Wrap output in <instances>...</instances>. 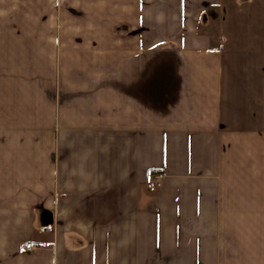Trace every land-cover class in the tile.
I'll use <instances>...</instances> for the list:
<instances>
[{"label":"crops","instance_id":"crops-1","mask_svg":"<svg viewBox=\"0 0 264 264\" xmlns=\"http://www.w3.org/2000/svg\"><path fill=\"white\" fill-rule=\"evenodd\" d=\"M226 3L0 0V264H264V61L235 93Z\"/></svg>","mask_w":264,"mask_h":264},{"label":"rangeland","instance_id":"rangeland-1","mask_svg":"<svg viewBox=\"0 0 264 264\" xmlns=\"http://www.w3.org/2000/svg\"><path fill=\"white\" fill-rule=\"evenodd\" d=\"M216 14L211 29L215 38L224 37L229 81L237 93L241 91L238 79L243 70L244 74L246 72L244 62L264 61V0H227L223 15ZM241 101H244L243 106L249 102L248 99ZM256 120L258 124H264L263 109Z\"/></svg>","mask_w":264,"mask_h":264},{"label":"built area","instance_id":"built-area-1","mask_svg":"<svg viewBox=\"0 0 264 264\" xmlns=\"http://www.w3.org/2000/svg\"><path fill=\"white\" fill-rule=\"evenodd\" d=\"M166 176L167 173L165 171H154L150 174V183H152L156 187H161ZM35 248V245L23 246V249H26L28 251L34 250Z\"/></svg>","mask_w":264,"mask_h":264}]
</instances>
